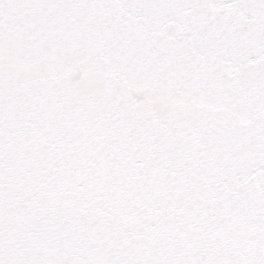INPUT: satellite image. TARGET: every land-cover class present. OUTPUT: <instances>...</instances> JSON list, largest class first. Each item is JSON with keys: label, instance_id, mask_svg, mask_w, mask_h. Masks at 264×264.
<instances>
[{"label": "snow or ice", "instance_id": "1", "mask_svg": "<svg viewBox=\"0 0 264 264\" xmlns=\"http://www.w3.org/2000/svg\"><path fill=\"white\" fill-rule=\"evenodd\" d=\"M0 264H264V0H0Z\"/></svg>", "mask_w": 264, "mask_h": 264}]
</instances>
